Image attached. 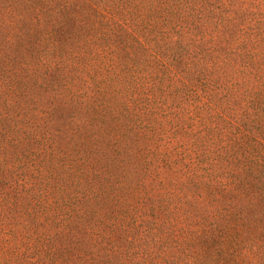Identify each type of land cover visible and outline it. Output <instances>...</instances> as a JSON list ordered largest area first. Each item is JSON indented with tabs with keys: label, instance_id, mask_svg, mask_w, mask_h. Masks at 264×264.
Instances as JSON below:
<instances>
[{
	"label": "trees",
	"instance_id": "obj_1",
	"mask_svg": "<svg viewBox=\"0 0 264 264\" xmlns=\"http://www.w3.org/2000/svg\"><path fill=\"white\" fill-rule=\"evenodd\" d=\"M0 253L264 264V0H0Z\"/></svg>",
	"mask_w": 264,
	"mask_h": 264
},
{
	"label": "rangeland",
	"instance_id": "obj_2",
	"mask_svg": "<svg viewBox=\"0 0 264 264\" xmlns=\"http://www.w3.org/2000/svg\"><path fill=\"white\" fill-rule=\"evenodd\" d=\"M2 252H4V253H6L7 254V256L5 255V259H6V261H7V259L9 260V262H11V263H13V262H17V261H19V260H22V258H23V256H22V258L18 255V254H12V253H10V252H5V251H2ZM1 254V253H0ZM3 256V255H2ZM25 256V255H24ZM26 257V256H25ZM33 258H35L34 256H33ZM4 258L3 257H0V261H2ZM5 261V262H6Z\"/></svg>",
	"mask_w": 264,
	"mask_h": 264
}]
</instances>
